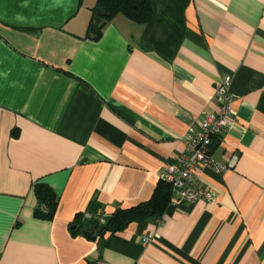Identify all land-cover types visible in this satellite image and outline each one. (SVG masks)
<instances>
[{"label": "crops", "instance_id": "1", "mask_svg": "<svg viewBox=\"0 0 264 264\" xmlns=\"http://www.w3.org/2000/svg\"><path fill=\"white\" fill-rule=\"evenodd\" d=\"M151 1L148 23L118 14L94 40L97 0H0V264H264V0ZM229 76L235 115L212 147L229 167L197 172L216 200L74 231L92 203L149 200Z\"/></svg>", "mask_w": 264, "mask_h": 264}, {"label": "trees", "instance_id": "2", "mask_svg": "<svg viewBox=\"0 0 264 264\" xmlns=\"http://www.w3.org/2000/svg\"><path fill=\"white\" fill-rule=\"evenodd\" d=\"M122 14L127 18L141 24L148 23L153 17V5L151 0H97L92 8V15L88 27L87 37L98 40L102 37L104 28L115 16ZM34 190L38 198L36 215L40 218H51L55 215L60 199L57 192L46 182L38 181L34 184ZM171 185L160 180L152 197L144 202L129 208H118L112 214H106L103 208L92 203L87 212L92 214L87 218L85 213L78 214L73 224L74 231L92 229L100 230V236L107 233L114 234L126 229L132 223H141L151 217L161 218L167 207L171 204ZM105 214V222L102 223L98 210Z\"/></svg>", "mask_w": 264, "mask_h": 264}, {"label": "built area", "instance_id": "3", "mask_svg": "<svg viewBox=\"0 0 264 264\" xmlns=\"http://www.w3.org/2000/svg\"><path fill=\"white\" fill-rule=\"evenodd\" d=\"M230 84V76L219 84L216 95L220 110L206 114L197 126L190 129L185 150L177 154L174 163L168 164L160 174V179L171 185V204L199 201L210 203L216 200L215 193L198 181L197 172L204 169L223 172L229 167L213 157L212 147L216 139L232 124L230 118L235 115ZM233 164L234 161L230 166ZM98 214L104 223V211L99 209ZM85 215L87 218L92 217L89 212ZM143 241L149 243L152 240L150 236H143Z\"/></svg>", "mask_w": 264, "mask_h": 264}, {"label": "water", "instance_id": "4", "mask_svg": "<svg viewBox=\"0 0 264 264\" xmlns=\"http://www.w3.org/2000/svg\"><path fill=\"white\" fill-rule=\"evenodd\" d=\"M84 236L90 241H96L101 234L100 230L94 231L92 229H86L83 232Z\"/></svg>", "mask_w": 264, "mask_h": 264}]
</instances>
